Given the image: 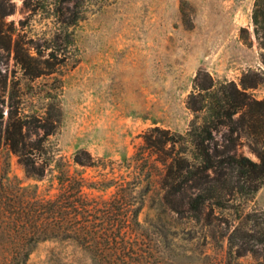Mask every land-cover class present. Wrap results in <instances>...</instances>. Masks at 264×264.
I'll list each match as a JSON object with an SVG mask.
<instances>
[{
    "label": "rangeland",
    "instance_id": "1",
    "mask_svg": "<svg viewBox=\"0 0 264 264\" xmlns=\"http://www.w3.org/2000/svg\"><path fill=\"white\" fill-rule=\"evenodd\" d=\"M61 1L0 0V91L6 95L5 117L8 105L26 114L32 141L40 138L35 128L47 126L52 132L48 142L71 164V173L90 186L106 178L138 175L139 219L152 230L146 238L150 264H264L261 252L239 259L228 254L221 236L224 227L217 229L219 244L198 229L199 233H191L169 215L164 206L163 159L167 157L160 155L159 148L168 152L172 146L147 143L166 140L155 129L168 131L169 136L189 130L193 115L187 103L200 70L240 88L243 79L252 85L264 77L253 35L256 0H85L80 4L85 19L68 27L59 24ZM75 4L76 0L63 2L66 22ZM248 93L264 100V81ZM245 136L241 130L222 129L216 140L217 159L227 164L228 154L236 148L258 163L249 145L253 139ZM87 153L92 167L75 163L76 158L90 161ZM11 164L12 175L24 185L55 193L49 188L50 178H28L15 156ZM223 168L212 178L229 181L214 196L232 211L208 208L214 222L238 224L237 208L263 221L264 183L255 194L247 186L240 193L244 179ZM87 192L91 197L102 195ZM173 204L181 208L179 202ZM28 264L95 263L76 246L51 241L38 245Z\"/></svg>",
    "mask_w": 264,
    "mask_h": 264
},
{
    "label": "trees",
    "instance_id": "2",
    "mask_svg": "<svg viewBox=\"0 0 264 264\" xmlns=\"http://www.w3.org/2000/svg\"><path fill=\"white\" fill-rule=\"evenodd\" d=\"M72 1L59 2L60 25L75 26L85 19V8L80 5L85 0H76L70 22L62 19L63 2ZM32 11L37 8L34 6ZM252 25L260 62L264 65V0L255 1ZM49 55L56 58L54 53ZM263 81L264 77H259L247 85L243 79L240 88L234 82L216 81L200 70L187 103L193 119L186 134L169 136L168 131L155 129L166 140H147L152 147H162L164 143L172 146L168 152L159 148L160 155L167 157L163 159L167 202L164 206L169 215L191 233L204 232L219 244L217 229L224 227L221 236L227 242L228 254L238 259L258 252L264 257V220L258 221L237 208L238 224L220 219L216 223L212 211L207 209L232 211V206H225L214 196L229 181L212 178L213 173L226 169L223 167L235 170L244 179V184L238 186L240 193L247 186L255 194L264 183V100L248 93ZM5 106L6 95L0 91V264H28L37 246L51 241L76 246L90 255L95 264H150L146 238L152 230L139 219L142 206L136 202L138 175L106 178L96 182L95 187L90 186L85 178L71 173V164L48 142L52 132L47 126L35 128L40 138L32 141L27 115L14 112L8 105L5 117ZM227 128L236 133L241 130L247 139H253L249 145L258 163L238 154L236 148L228 154L227 164L217 159L216 140L220 131ZM12 156L17 157L28 178L36 181L50 178L49 188H55V193L50 194V189L42 193L38 185H24L13 176ZM87 156L90 160L87 163L79 158L75 163L92 167V156L88 153ZM111 189L114 191L106 198ZM87 190L102 195L91 197ZM173 202H179L181 208ZM168 225L173 226L171 222Z\"/></svg>",
    "mask_w": 264,
    "mask_h": 264
}]
</instances>
